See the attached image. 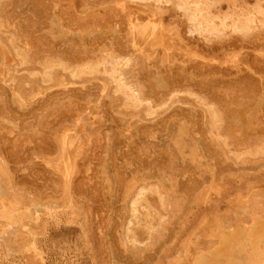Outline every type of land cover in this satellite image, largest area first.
Here are the masks:
<instances>
[{"label": "rangeland", "instance_id": "rangeland-1", "mask_svg": "<svg viewBox=\"0 0 264 264\" xmlns=\"http://www.w3.org/2000/svg\"><path fill=\"white\" fill-rule=\"evenodd\" d=\"M0 264H264V0H0Z\"/></svg>", "mask_w": 264, "mask_h": 264}]
</instances>
